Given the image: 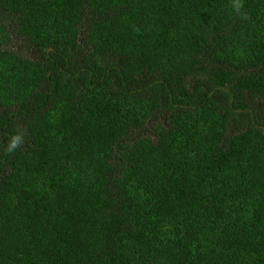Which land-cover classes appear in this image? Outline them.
I'll return each mask as SVG.
<instances>
[{"label": "trees", "instance_id": "obj_1", "mask_svg": "<svg viewBox=\"0 0 264 264\" xmlns=\"http://www.w3.org/2000/svg\"><path fill=\"white\" fill-rule=\"evenodd\" d=\"M0 264H264V0H0Z\"/></svg>", "mask_w": 264, "mask_h": 264}, {"label": "clouds", "instance_id": "obj_2", "mask_svg": "<svg viewBox=\"0 0 264 264\" xmlns=\"http://www.w3.org/2000/svg\"><path fill=\"white\" fill-rule=\"evenodd\" d=\"M21 143H22V136H20V135H16V136H14V137L11 139V141H10V143H9V145H8L7 151H9V152L14 151L16 148L19 147V145H20Z\"/></svg>", "mask_w": 264, "mask_h": 264}]
</instances>
